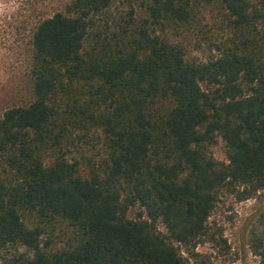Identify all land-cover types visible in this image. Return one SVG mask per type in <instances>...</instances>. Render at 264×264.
Wrapping results in <instances>:
<instances>
[{
	"label": "trees",
	"instance_id": "obj_1",
	"mask_svg": "<svg viewBox=\"0 0 264 264\" xmlns=\"http://www.w3.org/2000/svg\"><path fill=\"white\" fill-rule=\"evenodd\" d=\"M59 5L35 10L32 100L0 116V264H192L177 245L220 194L264 190V0ZM212 6L216 55L190 61L177 35ZM250 245L264 264V206Z\"/></svg>",
	"mask_w": 264,
	"mask_h": 264
},
{
	"label": "rangeland",
	"instance_id": "obj_2",
	"mask_svg": "<svg viewBox=\"0 0 264 264\" xmlns=\"http://www.w3.org/2000/svg\"><path fill=\"white\" fill-rule=\"evenodd\" d=\"M65 0H0V116L10 107L32 100V83L28 75V63L33 35V19L36 11H51L59 8ZM36 10V11H35ZM121 4L103 16L102 23L114 22L123 14ZM221 10L207 7L202 10L198 23L184 29L176 39L184 48L190 61H206L216 55L212 51L222 19ZM207 89V85L203 84ZM213 157L226 162V148L219 139L210 149ZM237 194L224 190L209 219V235L196 248L187 249L177 245L192 264H259L250 245V234L255 219L264 206V190L254 197L240 201ZM138 210L132 211L134 217ZM161 230L164 227L159 225Z\"/></svg>",
	"mask_w": 264,
	"mask_h": 264
}]
</instances>
